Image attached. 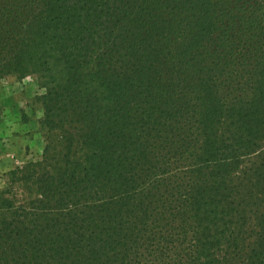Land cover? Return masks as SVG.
Segmentation results:
<instances>
[{"label": "trees", "instance_id": "1", "mask_svg": "<svg viewBox=\"0 0 264 264\" xmlns=\"http://www.w3.org/2000/svg\"><path fill=\"white\" fill-rule=\"evenodd\" d=\"M9 76L46 146L0 264H264V0H0Z\"/></svg>", "mask_w": 264, "mask_h": 264}, {"label": "rangeland", "instance_id": "2", "mask_svg": "<svg viewBox=\"0 0 264 264\" xmlns=\"http://www.w3.org/2000/svg\"><path fill=\"white\" fill-rule=\"evenodd\" d=\"M44 92L35 76L0 80V186L6 173L43 159L44 108L39 98Z\"/></svg>", "mask_w": 264, "mask_h": 264}]
</instances>
